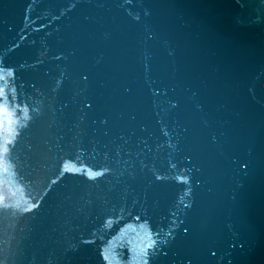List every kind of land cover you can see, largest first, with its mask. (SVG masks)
I'll return each instance as SVG.
<instances>
[{"label": "water", "instance_id": "95a60500", "mask_svg": "<svg viewBox=\"0 0 264 264\" xmlns=\"http://www.w3.org/2000/svg\"><path fill=\"white\" fill-rule=\"evenodd\" d=\"M0 89V264H264V0H0Z\"/></svg>", "mask_w": 264, "mask_h": 264}, {"label": "snow or ice", "instance_id": "6c2138e0", "mask_svg": "<svg viewBox=\"0 0 264 264\" xmlns=\"http://www.w3.org/2000/svg\"><path fill=\"white\" fill-rule=\"evenodd\" d=\"M9 75H11V72H9ZM3 94V89H0V95H2ZM5 151H6V149H5ZM100 173H92V172H89V176L90 177H93V176H96V175H99ZM2 197H0V201H2ZM104 259L105 260H107L108 259V256L105 254L104 255Z\"/></svg>", "mask_w": 264, "mask_h": 264}]
</instances>
